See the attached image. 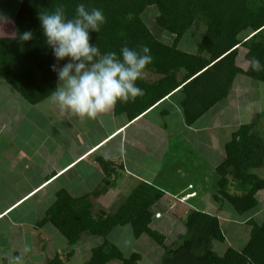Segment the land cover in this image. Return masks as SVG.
<instances>
[{"label":"trees","instance_id":"obj_1","mask_svg":"<svg viewBox=\"0 0 264 264\" xmlns=\"http://www.w3.org/2000/svg\"><path fill=\"white\" fill-rule=\"evenodd\" d=\"M150 6L170 41L154 36L142 20ZM11 21L0 20V31L14 33L0 36V79L31 105L56 94L57 65L96 66L101 58L112 62L119 87L115 113L128 120L178 93L183 120L190 126L228 98L238 75L264 84V0H21ZM196 25L204 31L196 51L187 52L179 43ZM241 48L245 70L237 65ZM259 120L232 133L215 168L217 198L238 215L256 208L255 195L264 191V178L255 173L264 169V137L255 128ZM99 164L104 175L99 188L80 197L56 191L35 224L36 229L51 226L68 247L78 244L83 233L101 238L84 264H138L139 254L126 257L108 240L124 226L134 238L146 235L163 249L160 264H264V223L248 221L251 230L243 248H226L219 255L213 245L224 242V236L217 217L190 210L185 232L168 245L163 233L150 228L152 207L163 193L146 183L116 211L94 213L93 201L110 185L105 178L110 163ZM73 254L66 253V261ZM46 264L64 262L55 254Z\"/></svg>","mask_w":264,"mask_h":264},{"label":"crops","instance_id":"obj_2","mask_svg":"<svg viewBox=\"0 0 264 264\" xmlns=\"http://www.w3.org/2000/svg\"><path fill=\"white\" fill-rule=\"evenodd\" d=\"M13 34L11 30L0 31L1 37ZM161 36L164 34L160 33ZM185 44L184 39L179 47L183 49ZM100 61L96 66L57 65L56 94L36 105L27 103L0 79V240H8L5 251L11 259L7 262L17 264L22 258L15 250L17 242L26 247L27 253L23 255L43 250L41 247L43 242L48 243L52 227L36 230V222L44 218L56 191L65 189L71 196L80 197L99 188L104 179L99 161L111 165L105 177L110 185L93 201L94 213L116 211L139 184L146 183L163 193L152 207L150 228L168 239L176 226L182 230L167 240L170 245L185 232L187 213L195 210L217 217L224 236V242H219L222 247L218 243L213 245L219 255L226 248L242 249L251 230L248 221L264 223V191L255 195L257 207L244 215L236 214L226 202L217 199L215 168L224 159V146L235 124L224 121L222 110H216L217 105L193 125H186L178 93L128 120L126 114H116L114 110L113 99L119 94V87L113 64L110 77L103 72ZM243 79L248 78L243 76ZM235 83L236 79L227 98L228 108L235 107L236 94L232 93ZM256 129L264 135V118ZM212 153L218 156L215 164L210 161ZM208 169L211 181H208ZM231 193L237 194L233 188ZM31 201L34 203L30 210L22 212V207ZM42 208L41 217H31ZM225 226L230 229L229 235L224 232ZM22 234L26 235L28 246ZM91 237L83 233L79 243L89 242ZM133 239L135 243H146L149 238L142 235ZM5 251L0 252V264ZM141 252L122 253L126 257L139 254V264ZM55 254L62 260L63 253Z\"/></svg>","mask_w":264,"mask_h":264},{"label":"rangeland","instance_id":"obj_3","mask_svg":"<svg viewBox=\"0 0 264 264\" xmlns=\"http://www.w3.org/2000/svg\"><path fill=\"white\" fill-rule=\"evenodd\" d=\"M20 1L21 0H0V18L9 21L8 23L11 24L12 22L11 19L14 16ZM155 15H156V8L150 6L142 14V20L144 21L145 25L148 27L149 31L154 36H157V38H159L160 33H163L164 36H161L160 40L167 42L170 41V35H168V33L164 31H161L157 27L155 23ZM203 31H204V26L202 25H196L190 31H188L185 37V43L187 44H185V48L183 49L186 50L188 49L187 52H191V53L195 52L196 43L202 36ZM244 54H245V49L241 48L237 60V65L241 69L247 68L248 65L247 61L244 60ZM100 62L102 63L103 72L111 77L112 73L110 67L112 65V62L105 58H101ZM235 79L237 83H235V87L232 91V93L236 94V98L234 102L235 107L232 108L226 107L228 105L227 102L229 103V99H227L226 101L221 102L220 105L216 107V110H222L221 114L222 117L224 118V121L225 120L231 121L233 124H235V126H233L234 131H236L241 125L250 124V122H252L253 120L255 123L258 119H260L258 121V125L255 127L258 128L261 124V120L264 118V84L253 81L249 78L243 79V76L241 75H238ZM243 80L244 82H241ZM245 86H247L246 89L244 88ZM236 124L237 125L240 124V126L236 127ZM258 135L264 137V135H260V134ZM211 155L212 157H210V161L214 164L218 162V156H215L213 153ZM255 173L262 178L264 176V169L255 170ZM210 176L212 175L208 169L207 171L208 181H211ZM215 177L216 175H214V178ZM213 180L216 181V178ZM230 193H231V189H230ZM33 203L34 201L29 202L28 204L22 207L21 211L26 212L30 210V208L33 206ZM96 206L98 207L99 205ZM95 209L97 210L98 208L95 207L94 210ZM43 212H44V208H42L39 211V213L32 214L31 217L37 215V217H35L34 219H38L39 217H41ZM181 225H183V223H181ZM227 226L224 227V232L226 233V235H229L231 232L230 229L226 228ZM174 229L175 231L174 233L171 231V237L169 239H172L175 236L174 234L182 231L178 226H176ZM51 232L52 235L49 237L48 243L43 242V247H41L43 250L40 251L32 250L34 251V254L23 255L24 253H27L26 247L22 246V242L19 246V242H17L15 250L18 252V255L20 256L22 255V258L20 260L19 259L17 260V264H46L55 256L54 255L55 252H58L59 254L63 253L62 260H66L64 254L70 250H73L74 252L73 257L65 264H83L89 258L90 249L98 246L99 243L102 241L101 238L92 236L89 241L90 243L82 240L77 245L68 247L65 239L58 232L52 230V228H51ZM181 233L183 234L184 232ZM22 238L24 240V244L28 246L26 235L22 234ZM108 238L111 242L115 243L118 246V248L121 249L122 252H124L125 255H128L132 250L142 251L141 253L143 257L139 262V264H160L161 259L164 255L163 249L157 246L156 244L151 243L149 239H147L146 243H140V242L135 243L133 236L131 235V228L128 226H125L122 229L114 230L111 233V235L108 236ZM169 239L167 238V240ZM6 243L8 244V240L7 241L0 240V252H4L5 250H7L8 245ZM150 244L152 245V248H150L151 246ZM167 244L170 245L168 241ZM217 246L222 247L223 245L218 243ZM3 257L7 259L6 261H9L11 259V255L8 254L7 251H5ZM1 262H3V260ZM111 264H120V263L114 261Z\"/></svg>","mask_w":264,"mask_h":264}]
</instances>
